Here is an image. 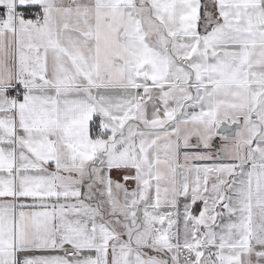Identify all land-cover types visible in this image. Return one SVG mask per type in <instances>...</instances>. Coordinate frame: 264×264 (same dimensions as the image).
I'll return each mask as SVG.
<instances>
[{
	"label": "snow or ice",
	"instance_id": "obj_1",
	"mask_svg": "<svg viewBox=\"0 0 264 264\" xmlns=\"http://www.w3.org/2000/svg\"><path fill=\"white\" fill-rule=\"evenodd\" d=\"M0 264H264V0H0Z\"/></svg>",
	"mask_w": 264,
	"mask_h": 264
}]
</instances>
